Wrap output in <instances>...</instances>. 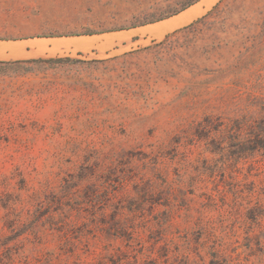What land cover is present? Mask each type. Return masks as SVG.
Returning <instances> with one entry per match:
<instances>
[{
	"label": "rangeland",
	"instance_id": "1",
	"mask_svg": "<svg viewBox=\"0 0 264 264\" xmlns=\"http://www.w3.org/2000/svg\"><path fill=\"white\" fill-rule=\"evenodd\" d=\"M201 1L0 0V264H264V0Z\"/></svg>",
	"mask_w": 264,
	"mask_h": 264
},
{
	"label": "bare ground",
	"instance_id": "2",
	"mask_svg": "<svg viewBox=\"0 0 264 264\" xmlns=\"http://www.w3.org/2000/svg\"><path fill=\"white\" fill-rule=\"evenodd\" d=\"M211 0H202L199 4L192 6L191 8H189L188 10H185V12H183L182 14H180L179 16L172 18L168 21L159 23L158 25H155L151 28V30L153 29H159V30H168L173 28L176 25H180L182 23H185L187 21H189L192 17H194L198 11L201 9V6L204 4L209 3Z\"/></svg>",
	"mask_w": 264,
	"mask_h": 264
},
{
	"label": "trees",
	"instance_id": "3",
	"mask_svg": "<svg viewBox=\"0 0 264 264\" xmlns=\"http://www.w3.org/2000/svg\"><path fill=\"white\" fill-rule=\"evenodd\" d=\"M191 25H193V24H191Z\"/></svg>",
	"mask_w": 264,
	"mask_h": 264
}]
</instances>
